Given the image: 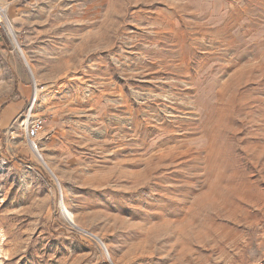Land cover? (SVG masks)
<instances>
[{
    "label": "rangeland",
    "instance_id": "1",
    "mask_svg": "<svg viewBox=\"0 0 264 264\" xmlns=\"http://www.w3.org/2000/svg\"><path fill=\"white\" fill-rule=\"evenodd\" d=\"M17 101L0 264H264V0H0Z\"/></svg>",
    "mask_w": 264,
    "mask_h": 264
},
{
    "label": "crops",
    "instance_id": "2",
    "mask_svg": "<svg viewBox=\"0 0 264 264\" xmlns=\"http://www.w3.org/2000/svg\"><path fill=\"white\" fill-rule=\"evenodd\" d=\"M20 77L18 78H14V84L16 86V90L19 91V87L21 89V94L24 96V87H25V84L21 83L20 82ZM23 100V99H22ZM21 100V101H22ZM21 101H17V102H12L11 105L5 107L2 111H1V114H0V122H6V123H10L14 118L15 116L21 111V108H20V105L22 104Z\"/></svg>",
    "mask_w": 264,
    "mask_h": 264
},
{
    "label": "built area",
    "instance_id": "3",
    "mask_svg": "<svg viewBox=\"0 0 264 264\" xmlns=\"http://www.w3.org/2000/svg\"><path fill=\"white\" fill-rule=\"evenodd\" d=\"M36 101V98H34V102ZM36 104V103H35ZM34 103L31 106V110H33ZM22 125L24 126L26 136L30 143L33 145V148L35 150H38V146L36 145L34 139L37 138L39 133L43 130L44 122L41 118H35L31 121V123H27L26 120L22 122Z\"/></svg>",
    "mask_w": 264,
    "mask_h": 264
},
{
    "label": "bare ground",
    "instance_id": "4",
    "mask_svg": "<svg viewBox=\"0 0 264 264\" xmlns=\"http://www.w3.org/2000/svg\"><path fill=\"white\" fill-rule=\"evenodd\" d=\"M35 98L37 99V93L35 94ZM35 103V102H34ZM48 167V166H46ZM64 214L66 215L68 221L72 222L73 220V215L70 213V211L64 206Z\"/></svg>",
    "mask_w": 264,
    "mask_h": 264
}]
</instances>
